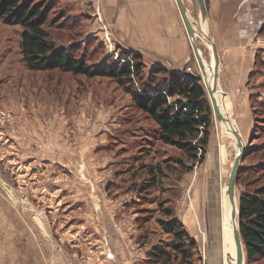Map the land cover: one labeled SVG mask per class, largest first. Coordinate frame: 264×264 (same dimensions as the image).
<instances>
[{"label": "rangeland", "instance_id": "obj_1", "mask_svg": "<svg viewBox=\"0 0 264 264\" xmlns=\"http://www.w3.org/2000/svg\"><path fill=\"white\" fill-rule=\"evenodd\" d=\"M42 1L44 8L52 5L45 28L57 47L85 56L92 65L132 62V54L125 52L139 54L143 69L136 86L150 77L152 68H165L155 73L159 83L169 72L201 75L195 81L203 86L210 105L209 137L204 159L198 162L161 142L154 121L135 107L132 95L114 79L27 68L20 47L23 27L0 18V264H232L235 243L228 234L221 253L217 227L221 230L236 149L213 113L207 76L176 1L172 0L186 40L181 62L165 61L161 46L145 38L142 44L121 43L105 23L79 13L81 5ZM181 1L194 21V42L208 70L214 60L205 37L217 44L202 28L198 0ZM250 39L254 55L246 109L237 100L241 95L230 96L220 81L222 52L217 46L219 64L213 74L218 96L221 90L228 100V105L220 103L244 141L234 187L237 207L240 194L264 183V29ZM172 46L179 50V38ZM149 165H160L162 171H157L153 185L142 189ZM208 191L216 196L211 202ZM166 207L195 245L189 258L171 251L169 262H155L149 259L152 246H165L172 238L158 222L170 220ZM238 215L239 210L237 222ZM244 263L264 264V256L250 259L244 253Z\"/></svg>", "mask_w": 264, "mask_h": 264}, {"label": "trees", "instance_id": "obj_2", "mask_svg": "<svg viewBox=\"0 0 264 264\" xmlns=\"http://www.w3.org/2000/svg\"><path fill=\"white\" fill-rule=\"evenodd\" d=\"M44 6L42 0H0V18L20 23L23 27L20 47L27 68L34 70L58 68L74 75L105 76L114 79L132 95L135 107L154 121L156 124L154 132L161 142L174 145L188 158L203 161L211 122V109L203 86L188 75L176 72H169V78L164 79V83H159L154 76L156 72L165 71V68L161 67L150 69V77L143 80L140 86H136L135 78L140 81L142 79L143 64L140 55L132 52H125V55L132 54V62L125 60L121 63L116 61L109 64H89L85 56H75L65 46L55 45L45 28L47 14L52 5H49L50 8ZM146 167L150 176L142 189L153 185L157 171L160 173L162 171L160 165ZM235 205L237 210V204ZM238 210V229L243 242V253L250 259L263 257L264 183L252 191L240 194ZM164 212L170 220L165 222L159 219L158 222L164 232L171 234L172 238L165 246L162 244L152 246L149 259L155 262H169L171 251L184 257H191L195 241L173 216L169 207L164 208Z\"/></svg>", "mask_w": 264, "mask_h": 264}, {"label": "crops", "instance_id": "obj_3", "mask_svg": "<svg viewBox=\"0 0 264 264\" xmlns=\"http://www.w3.org/2000/svg\"><path fill=\"white\" fill-rule=\"evenodd\" d=\"M78 7L79 13L91 16L92 20L105 23L115 38L129 45L142 44L147 39L152 46H161L165 61L181 62L186 50V40L172 0H68ZM207 17L203 18L204 30H209L222 52L223 87L231 95H241L238 99L248 102L247 78L252 65L250 38L264 27V0H208ZM95 10V11H94ZM150 14V16H148ZM202 20V19H201ZM108 30V29H107ZM102 25L98 33L101 34ZM179 38V50L174 41ZM182 45V50H181ZM174 67H179L174 65ZM220 100L228 105L227 97L221 94ZM235 98V97H234ZM228 112V111H227ZM228 115H232L228 112ZM238 128L235 120L233 119ZM210 202L213 193L208 191ZM136 213V212H133ZM192 218V213H188ZM195 223V222H194ZM194 223H190L191 233H196ZM218 229L221 253L225 249L222 230ZM222 257V255H221Z\"/></svg>", "mask_w": 264, "mask_h": 264}, {"label": "water", "instance_id": "obj_4", "mask_svg": "<svg viewBox=\"0 0 264 264\" xmlns=\"http://www.w3.org/2000/svg\"><path fill=\"white\" fill-rule=\"evenodd\" d=\"M175 1H176L177 5H178L183 24H184V26L186 28L188 36L190 37V41H191V45H192L194 54H195V56L197 58V61H198L199 65H200V67H201V72H202L203 75H205L206 71H205V68H204V65H203V62H202V58H201L200 52H199V50H198V48L196 46V43L194 42V36H195V33H196V30H195V27H194V21H192L190 19V17L188 16V14L186 13V8H185V5L183 4V2L181 0H175ZM198 2H199V8H200L201 15L204 18L205 13H206V2H205V0H198ZM211 49H212V55H213V58H214V63H213V73H214L215 69L218 67V64H219V57H218V52H217L216 46H215V44L212 41H211ZM188 75L194 77V79H196V80H201V78H202V76L199 75V74L189 73ZM205 86L207 88L208 97H209L210 104H211V107H212V110H213V113H214L215 117L216 118H221L222 120L228 119L226 116H224L220 112L219 105H218L217 100H216V98L214 96V92H216L218 90L217 82L215 80V75H213V83H212V85L209 86V84L206 82ZM233 132H234V135L236 136V138L239 140V143H240V150H238L237 154H235V157H234V160H233V163H232L230 176H229V179H228L229 186H230L231 192L233 194V198H234V192H235L234 187H235V181H236V177H237V171H238V167H239L240 157L244 153V141H243L242 136H241V134H240V132H239V130L237 128H233ZM237 214H238V207H237V210H236L235 205H233L232 218L234 220L233 228H234V231H235V235L234 236H235V243H236V254H235V256L237 258L236 260H237V264H238L240 253H242L243 256H244V253H243L244 252V247H243V242H242V239L240 237V233H239V229H238V222L235 221V218H236Z\"/></svg>", "mask_w": 264, "mask_h": 264}, {"label": "bare ground", "instance_id": "obj_5", "mask_svg": "<svg viewBox=\"0 0 264 264\" xmlns=\"http://www.w3.org/2000/svg\"><path fill=\"white\" fill-rule=\"evenodd\" d=\"M202 22H203V26H205L203 18H202ZM203 26H202V28H204ZM205 41L211 47V43L209 42V39L207 40L205 38ZM199 52H200V55L202 56L200 50H199ZM213 60H214V58H213ZM203 63L206 64L204 59H203ZM204 68H205V65H204ZM205 71H206V76H207L206 81L208 82L209 86H211L213 83V74H214L213 73V64L209 65L208 70L205 68ZM215 71H216V69H215ZM214 96H215L217 103L219 105L220 112L228 118L226 120H222L221 118H217L218 124L221 126V129L223 130V132L228 134L229 137H231L233 146L235 147L236 154H237L238 150H240V143H239V140L236 138V136L234 135V132H233V128H237V127H236L233 119L231 118V116L228 115V112H227L228 110H226V108L221 105L220 99L218 96V90L216 92H214ZM234 201H235V199L233 198V194L231 192V189L229 186V181H228L226 184V190H225V201H224V208H223L224 209V216H223L222 222H221V226H222L221 230H222V234H223L224 243H225V241L226 242L228 241L229 235L235 243V236H234L235 231L233 228L234 220L232 218V209H233V205H235ZM235 254H236V243L233 246V253L230 256V260H231L232 264H234L235 262L237 264V260H236L237 258L235 256ZM238 264H244V256L242 253H240Z\"/></svg>", "mask_w": 264, "mask_h": 264}]
</instances>
